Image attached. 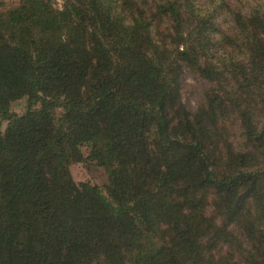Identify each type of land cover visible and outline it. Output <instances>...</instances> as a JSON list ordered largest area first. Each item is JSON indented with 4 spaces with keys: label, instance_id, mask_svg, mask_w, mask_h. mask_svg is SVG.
I'll return each mask as SVG.
<instances>
[{
    "label": "trees",
    "instance_id": "obj_1",
    "mask_svg": "<svg viewBox=\"0 0 264 264\" xmlns=\"http://www.w3.org/2000/svg\"><path fill=\"white\" fill-rule=\"evenodd\" d=\"M60 1L0 0V264H264V8Z\"/></svg>",
    "mask_w": 264,
    "mask_h": 264
},
{
    "label": "rangeland",
    "instance_id": "obj_2",
    "mask_svg": "<svg viewBox=\"0 0 264 264\" xmlns=\"http://www.w3.org/2000/svg\"><path fill=\"white\" fill-rule=\"evenodd\" d=\"M13 1L17 2L18 0ZM245 1H248L252 7L259 5L264 8V0H244L243 5L246 7L247 3ZM56 5L61 6V1L56 0ZM214 21L216 26L222 31L229 30L233 25L232 18L228 12H220ZM210 87L211 84L209 82L185 70L181 78V100L184 106L190 112H193L201 103L205 91ZM10 109L17 114L24 113L26 110V98L12 102ZM233 123L237 128L238 121H234ZM5 124V121H1L2 128L5 127ZM83 150L86 152L85 148ZM69 171L75 182H89L103 188L107 181L105 170L94 163H72L69 166Z\"/></svg>",
    "mask_w": 264,
    "mask_h": 264
}]
</instances>
